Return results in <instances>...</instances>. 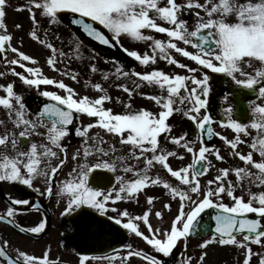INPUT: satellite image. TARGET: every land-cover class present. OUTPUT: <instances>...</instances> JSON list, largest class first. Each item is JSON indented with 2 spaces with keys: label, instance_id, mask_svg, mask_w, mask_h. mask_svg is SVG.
I'll use <instances>...</instances> for the list:
<instances>
[{
  "label": "snow or ice",
  "instance_id": "6c2138e0",
  "mask_svg": "<svg viewBox=\"0 0 264 264\" xmlns=\"http://www.w3.org/2000/svg\"><path fill=\"white\" fill-rule=\"evenodd\" d=\"M7 5L8 0H0V64L5 66L0 78H17L44 102L32 112L25 96L16 91L15 80L0 84V109L6 114V120H0V182L26 187L45 199L55 197L57 205L63 206L60 216L71 218L74 236L112 250L101 257L80 254L78 264L89 259L131 264L133 257L145 264H167L165 258L174 256L180 244L186 252L188 238L200 234L208 237L198 245L202 250L214 243L232 246L241 252L242 264H251L253 257L264 264V0H26L25 5L17 6V11L29 14L28 37L49 53L47 67L74 83H80V73L70 65L73 61L84 64L82 45L73 36L65 52L49 39L51 35L63 44L51 26L59 25L64 13L71 14L70 24L93 41L109 49L118 47L140 66L150 67L141 72L114 62V70L102 71L92 62L95 55L87 58L84 68L89 75L99 73L102 81H112L127 94V100L115 97L122 112L105 107L113 97L101 82L85 79L84 87L99 94L92 98L78 93L64 79L45 75L36 66L35 57L12 43L13 35L4 23ZM188 17L193 18L191 25ZM15 27L22 28L20 24ZM125 38L145 43L150 51L124 47ZM18 44L23 45L22 37ZM177 54L195 66L181 62ZM158 60L187 74L153 67ZM213 74L230 78L244 95L255 97L248 100L247 122L236 117L232 104L222 107L223 119L211 115L210 101L218 95L212 87ZM144 87L152 94L141 91ZM135 95L154 102L159 110L135 108ZM232 95L235 99L238 93ZM227 101L226 93L221 103ZM175 114L194 126L191 137L188 132L172 134L169 119ZM81 116L89 118L88 122L83 123ZM214 124L231 130L233 138L215 131ZM71 135L81 138L80 147L71 154L69 171L58 180L69 165L64 141ZM214 137L226 146V154L206 143ZM113 140H118L120 148ZM242 144L249 149L246 154L237 150ZM187 156L190 162L173 167L171 160L185 161ZM213 158L222 164L228 163V158L237 159L242 166L217 167ZM97 170L112 174L114 183L109 179L110 186L105 185ZM212 170L216 174L203 179ZM153 187L162 189L165 199L149 194L147 190ZM141 195L147 205L142 214L118 206V202L139 204ZM8 200L0 223L21 233L39 235L45 231L44 218L28 227L17 219L29 209L39 211L38 202L24 197ZM173 202L176 211L164 226ZM153 216L158 221L155 227L150 219ZM123 232L134 234L150 251L130 243L114 245L112 241ZM253 245L261 251L254 252ZM9 249L8 239L0 241V264H61L59 257L50 258V249L41 256ZM206 256L207 252L201 251L195 264H203ZM193 259L181 254L174 264H192Z\"/></svg>",
  "mask_w": 264,
  "mask_h": 264
},
{
  "label": "rangeland",
  "instance_id": "374dc122",
  "mask_svg": "<svg viewBox=\"0 0 264 264\" xmlns=\"http://www.w3.org/2000/svg\"><path fill=\"white\" fill-rule=\"evenodd\" d=\"M25 4H26V0H8V5L6 7V16L4 17V23L7 25V32L13 35L12 43L14 44V46L20 47L21 51H24L26 54H29V55L35 57L38 60V64L36 66L41 67L43 70V73L45 75L52 77V78H56V79H64L65 83H67L70 86H72L73 88H75L77 90V92L80 93L81 95H88L89 97H92V98H95L97 95H99L94 90H92L90 87H88V88L84 87L85 79H89L93 83L101 82L104 85V87L108 89L109 94L113 97V101L110 103L106 102L105 107L112 108L113 112L124 111L122 104H117L115 102V97L119 96L121 98V100H127V94L116 89L114 86V83L112 81H109V82L102 81L99 73L94 74V75H89L86 72V70L84 68V64L89 62V60L87 58L92 56V55L96 56V54H94L89 49H86V47H84L81 43H80L82 45L81 53L86 58L84 60V64H82L80 61H73L70 65L74 70H77L80 73V83L79 84L74 83L73 81L69 80L66 77L59 76L58 73L51 71L47 67L46 57L49 54L48 51L46 49H44L42 46H40L38 43L32 41L27 35L28 31L30 30V23H31L30 19H29L28 12L26 10H24V11H17L16 10L17 6L25 5ZM38 19H39V16H38ZM188 19H189V24L191 25L193 18L188 17ZM17 24H20L22 26V28L17 29L15 27V25H17ZM62 25L63 24L61 22L59 25L51 26V31L56 32L59 36L62 37L63 44H61L60 41H55L54 38L51 37V35L49 36V39L52 40L58 48L62 47L65 52H68L69 51L68 43L73 38V34L70 30H69L70 32L68 33V31H66V29H64L62 27ZM45 26L47 27L46 23H45ZM2 31L3 30H0V32H2ZM41 35H43V34L41 33ZM156 35H157V38H165L163 35H160V34H156ZM21 37L23 38V45L22 46H20L18 44V39ZM122 44L124 45V47L138 50L141 53L148 50L146 48L145 43L134 42V41H131V40L126 39V38L122 39ZM188 50L194 51L190 47L188 48ZM148 51H150V50H148ZM11 55L12 54L9 53L10 57H11ZM176 58L180 59L181 62H183V63H188L189 66H195L194 62H191V61L186 60L185 58L179 57L178 54H177ZM92 62L96 63L102 71L114 70V62L112 63L111 60L103 61V60H100L96 56V60L92 61ZM4 67H5L4 65L0 64V71H3ZM58 67H63V65H58ZM133 67H135V70L141 71V72L151 70L150 67L140 66L137 62H135ZM153 67L159 68V69L165 71L166 73H170V74L171 73L187 74L184 70L177 69V68H175V66H169V65H167V63L165 61H162V60H158V63L156 65H154ZM16 70L22 71L19 68H17ZM13 80H15L16 88L18 87V91H17L18 93H21V94L29 93L32 96V98L34 99L35 104H39L40 102H44V98L38 97L35 90L28 91L19 82V80L17 78L12 77L11 75H8L6 78H0V84H6V83L11 82ZM119 82H121V81H116V83H119ZM110 84L112 85L111 87L109 86ZM129 86L131 87L130 82H129ZM41 87L42 88L47 87L48 90L59 91L57 89L52 88L51 86H41ZM141 91L148 92V93L152 94V91L147 87L142 88ZM61 94H63V93L61 92ZM156 94H158V93H156ZM221 97L222 96L219 97L220 99L216 103V109L218 110V112L220 114H222V112H221L222 107H227L228 104H232L230 98H229V101L222 104L221 103ZM132 103H133L134 107L137 109L143 107V108H146V109L151 110V111H158L159 110L157 108V106L154 104V102L149 101L147 99H144L143 97L138 96V95H135L133 97ZM26 105L30 109L29 104H26ZM4 113L5 112L2 109H0V120H4V117H3ZM81 118L85 119L84 123L88 122L89 118L84 117V116H81ZM185 119L186 118H183L179 114H175L173 117H171L169 119V123H171L173 125V133H172L173 135H181L184 132H186V130L183 126V123H182V120H185ZM5 120H6V118H5ZM213 127H214L215 131L220 132L222 135H225L228 138H233V136H234V133L231 130L221 128L218 124L214 125ZM95 131H100V130L94 129L93 132H95ZM242 139L249 140V138H246L243 136H242ZM116 141H117V144L119 145L118 140H116ZM116 141L113 140V142H116ZM249 142H250V140H249ZM216 146L221 149L222 154H226V146L223 145L222 141H220ZM237 150L241 151L244 154H246L249 151L246 144L238 145ZM171 162H172L173 167L182 166L183 164L190 162V156H187L185 161L171 160ZM213 163H215L217 165V167H228L229 165H231L233 167L242 166V162H240L237 159H232V158H228V163H226V164H222L220 162H217L213 158ZM215 174H216L215 170H212L210 172L209 176H207L203 179L211 178V176L215 175ZM229 178L232 179L233 181H235L234 176L230 175ZM147 191L151 195L161 196V198L163 197L162 189H160V188L153 187V188L148 189ZM253 191H257V189L253 188ZM236 194H238V195L240 194L239 190L237 191ZM246 198L247 197L245 196V199ZM163 199H165V198H163ZM226 202H229V201H227V199H226ZM131 207H132V203H131ZM146 207H147V205H146V200L144 197V198H140L139 204L134 203L132 210L134 211L135 214H142L143 210ZM176 208H177V204L173 203L172 204V213H166L165 214L164 226H167V223L170 220L171 216L175 213ZM141 226H143V225H141ZM142 230H144L143 227H142ZM145 230H146V228H145ZM196 240H194V239L191 240L190 238H188L186 252L184 251L183 244H180L178 246V248L176 250H174L175 255L172 257L173 260L180 259L181 254L191 255L194 258L192 264H195V260L199 258L201 251H206L207 256L205 257L203 264H242L243 256H242L241 252L239 250H237L235 247L219 246L218 244L214 243V244L209 245L206 249L202 250L198 247V245H199V243L202 242L203 239H200L197 242H196ZM252 248H253L254 252L255 251H261L258 248V246H256V245H253ZM251 264H258V257H253Z\"/></svg>",
  "mask_w": 264,
  "mask_h": 264
},
{
  "label": "flooded vegetation",
  "instance_id": "af4514ba",
  "mask_svg": "<svg viewBox=\"0 0 264 264\" xmlns=\"http://www.w3.org/2000/svg\"><path fill=\"white\" fill-rule=\"evenodd\" d=\"M229 81L231 86H235L231 82L230 78ZM16 91H18V87L16 88ZM224 94L226 93L223 92V94H221L220 96H223ZM219 97L218 100L220 99ZM249 99H255V97L251 95L245 98L247 107ZM25 104H29L30 111L32 112L36 111L39 107L36 106L37 104H35L34 99L31 95L29 97L28 102H26ZM33 106H36V108H34ZM3 117L5 120V113ZM80 119L84 123L85 119ZM9 127H11L10 124ZM91 131H94V129H92ZM106 139H108V137H106ZM37 140H39V138H37ZM64 143L67 145V150L69 154V165L68 167H65L63 172H61L60 175L57 177L58 180L64 178L65 174L69 171V168L72 164V161L70 159L71 154L78 147H80L81 138L76 137L75 135H71L64 141ZM115 143L117 147L120 148V146L117 144V141ZM97 174L102 178L103 183L105 185L110 186L108 184L109 179H112V182L114 183V178H112V174L107 173L105 170H97ZM36 186L40 185L37 184ZM8 197H24L29 199L30 202H38L40 204L39 211L29 209L28 211L22 212L18 215L17 219L21 226H34L35 223H37L41 218H44L46 220V229L43 233L39 235L21 233L14 226L8 225L6 223H0V241H2L3 239H8L10 244V251L11 249L19 248L20 250L26 251L30 254L41 256L45 249H50V258L54 259L56 257H59L61 264H78L80 253H77L74 246L72 245L75 236L73 234L71 218L69 216H60L59 213L62 211L63 206L57 205L55 197L50 200L45 199L44 197L38 196L35 193L31 192L26 187L0 182V213H3L6 210V207L9 204ZM140 198H144V196L141 195ZM133 205L134 203H132L131 207V202H118V206L121 209L127 208L129 212L135 215L134 211L132 210ZM145 233L147 234V230H145ZM126 240H128L127 243L132 244L134 248H143L147 251H150V248L145 245L142 240L135 237L134 234L128 235L126 232L121 233L116 240L112 241V243L118 246L120 243H125ZM94 250L96 254L89 255L90 258L92 256H107L112 252L111 248H109L107 245L100 243H96V248ZM121 255H123V250L121 251ZM172 257L165 258L167 260V264H174L175 260H173ZM130 260L131 264H145L144 261L136 257L130 258ZM86 264H108V262L102 260L93 261L89 259ZM117 264H119V261H117Z\"/></svg>",
  "mask_w": 264,
  "mask_h": 264
},
{
  "label": "water",
  "instance_id": "95a60500",
  "mask_svg": "<svg viewBox=\"0 0 264 264\" xmlns=\"http://www.w3.org/2000/svg\"><path fill=\"white\" fill-rule=\"evenodd\" d=\"M63 16V20L62 22L69 27L70 29H72V31L74 32V34L76 35V37L81 40V42L87 46L89 49H92L93 51H95L101 58L103 59H116L118 60L120 63H123L124 65L127 66V68L131 67L134 63V60H132L131 58H128L126 56V54L120 50L118 47H113V48H107L106 46L100 45L98 42L93 41L91 38H89L86 34L80 32L77 30V27L75 25H71L70 24V17L71 14L68 13H64L62 14ZM97 27H100L97 25ZM106 32V30H103ZM216 87V89L214 90V92H217L218 94L220 92H222L223 90L228 91V93L230 94V97H232V100L235 104L234 108L236 110V117L240 118L241 121L244 120L245 115L247 114V107L244 103V99L249 96V93L247 95L243 94L242 90L237 89L236 87H230L227 77H224L220 74H213V81H212ZM238 93L237 97L234 99L233 98V93ZM218 96V95H217ZM217 96H215L214 98L211 99L210 104H209V108H210V112L211 115L217 119V113L214 109V102L217 99ZM221 120V118H219ZM187 129L190 132V137L194 131V126L191 124L190 121L187 122ZM206 139V138H205ZM217 141V138L214 137L212 140H207L206 139V143H208L209 145L214 144ZM250 216L252 214H249ZM201 236H206L204 234H200V235H192L191 237L196 238V237H201ZM72 245L74 246L76 252L78 253H84V254H96L95 253V248H96V242H92V241H87V240H82L80 237L75 236L74 240L72 242Z\"/></svg>",
  "mask_w": 264,
  "mask_h": 264
},
{
  "label": "bare ground",
  "instance_id": "6f19581e",
  "mask_svg": "<svg viewBox=\"0 0 264 264\" xmlns=\"http://www.w3.org/2000/svg\"><path fill=\"white\" fill-rule=\"evenodd\" d=\"M159 207H160V205H159V203H157V208H159ZM151 223L153 224L154 227L157 226V224H158V221L156 219H154V216L152 217Z\"/></svg>",
  "mask_w": 264,
  "mask_h": 264
}]
</instances>
